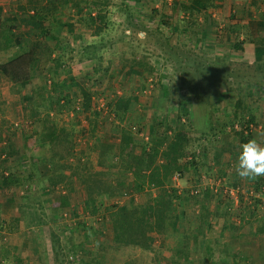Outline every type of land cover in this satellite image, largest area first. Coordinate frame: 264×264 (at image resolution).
Instances as JSON below:
<instances>
[{"label": "rangeland", "instance_id": "374dc122", "mask_svg": "<svg viewBox=\"0 0 264 264\" xmlns=\"http://www.w3.org/2000/svg\"><path fill=\"white\" fill-rule=\"evenodd\" d=\"M21 1L0 0V6L4 13L7 10L17 13L16 5ZM106 1L105 17L107 26H105L99 36L94 38L87 34L89 30L80 21L87 14L85 4L77 2L71 6H66L64 2L60 1L62 4L59 3V14L52 21L60 22L62 20V22L64 21L65 29L69 27L68 29L71 30H66L67 32L61 34V37L69 43V50L64 48L58 53L64 63V65L61 64V67L59 66V69L55 67V69H52L53 67L46 57L43 56L39 59L38 74L44 72L49 76L45 84L46 90L50 91L53 88V82L61 84L58 90L61 88L68 90L69 88L62 86L64 85L62 80L66 75H69L68 73H73L75 83L93 89L95 99L97 98L95 100L96 106L99 104V99L105 103L107 100H116L120 93L133 95L134 101L130 105L128 120L136 128H139L142 134H139V130L135 133L132 132V140L126 142V144H130L136 153L148 141L145 138V134L149 136V125L151 120H154L153 116L156 113H161L162 109L165 116L169 114L172 116L176 111L175 104L178 95L185 96L189 101V106L188 108L182 106L183 109L187 108L188 112L184 116L185 132L183 141L190 147L188 148L189 150L191 147L192 149L198 148L203 153L202 156L200 155V162L203 163L198 167V174L196 175H198V179L200 178L199 175L202 174L217 179L220 176L218 173L220 167L208 164L212 160L211 158L207 159V157L216 153V148H220L219 145L225 143L237 144L239 141L238 134L235 133L231 125L241 121L242 111L239 112V109L242 106L238 100L230 97L231 93H234L236 88H241L239 92L243 89L244 92L249 94L256 93L258 98L261 97L260 102L257 103L260 104L261 109H264V83L260 81L261 73H264V67L258 69L259 67L255 62V67L252 66L253 64L246 65L244 60H242L244 56L241 58L238 50H232V43L235 42L233 35L226 38L217 36L221 33L220 27L225 25L228 16L233 14L242 23L241 32L243 33L237 38L238 41L242 42V45L245 44V47L254 46L257 63L264 62V27H256L259 22L258 19L264 13V0H212L214 6L208 7L207 10L209 11L205 14L201 11L200 13L202 14L196 11L192 15L198 21L197 25L185 22L181 6L197 0ZM200 1V3L202 1L204 3V0ZM87 4H89V0H87ZM152 9L155 11L153 12ZM19 21L24 27L31 26V24L27 23L26 17H20ZM54 27L52 32L59 34L60 26L54 25ZM28 29L30 30V27ZM203 30L204 34L202 36L199 35ZM260 39L261 42L259 41ZM252 43L253 46L251 45ZM51 47L54 52H50L49 55L53 57L51 54H56L55 49L57 48L54 44H51ZM16 49L15 47L10 48L8 52L1 53L0 60L16 51ZM20 49L21 53L26 51L23 46ZM87 56H91V58H87ZM141 60L155 65L152 76H149L145 69L135 64V61L137 63V61ZM204 60L210 61V68H201L199 66V63H203L202 61ZM233 69L237 72L235 80H233V76H229V73L234 71ZM228 77L230 78L228 79ZM242 77L244 79H247L245 77L252 78L245 81L248 82L245 84V82L240 83L241 80L239 79ZM28 82L23 87V90L31 89L35 93V89L42 84V75ZM207 85H210L209 89H207ZM226 89L233 92H229ZM14 90H6L0 86V91H3V93L1 92L3 98H0V122L5 121L3 125L7 126L6 128L10 135L11 131L13 132L16 129L13 128V125H19L20 123L21 127L23 125L22 122L18 123L15 120L10 122L11 119L16 118H11L9 113L6 112L9 107H15L18 102H22ZM73 90L77 93L75 88ZM34 93L31 96L32 102H25L24 109L27 116H29H26V118L30 121V123L29 121L25 122V125H28L27 128L33 124V118L28 109L32 107L31 104H34V100H36V104L40 103L38 107L43 109L40 98L36 97ZM203 93L207 94V99H200V97L204 96ZM220 94L224 97L219 98ZM76 96L78 100L73 109L64 108V111L55 113L52 117L43 114L41 116L43 124L41 125L40 123L42 126L40 133L44 139L47 131L54 133L53 136L55 134L65 136L66 134V137H69L68 139H71L70 141H73L78 146L69 161L67 160L70 155L69 147L61 146L56 140L52 148L53 157L57 158L56 161L59 159L65 160L70 165L68 173L73 178H76L81 173L92 174L93 171L87 169V163L95 161V154L92 150L93 142L104 140L116 147V144L120 142V124H122L119 119L113 116L109 107H107L109 113H104L103 109L101 110L99 107V114L92 116L90 119L93 137L86 136L87 128L81 126V124H85L83 120L85 121L86 117H83V112L79 110V95L76 94ZM225 97H230V99ZM197 101L207 104L206 107L209 110L207 115H194L193 104L195 105ZM195 108L196 111L200 110L197 106ZM233 109H237L238 113L235 114ZM31 111H33L32 114L34 115V110L31 109ZM40 111L42 112V110ZM207 120L209 121V127L206 132H203L200 126L203 127L202 122ZM219 120H221V123H219ZM61 129H63V132ZM201 132L204 136L200 140L197 137ZM49 137L47 136L46 139ZM14 142L15 140H12L11 143L9 142V149L14 147ZM81 156L84 157V161H80ZM111 173H116V171L112 169ZM184 175L183 187L192 184L193 179L196 178V175L190 172H186ZM1 176L4 177H0V188H4L5 192L3 189L0 190V195L8 193L9 187L6 186L5 181H13V177H8L3 173ZM128 176L126 175L125 179H129ZM101 177L105 178L108 185H110L109 194L120 192L115 189L116 187L112 184V181L108 180L110 175L104 174ZM220 180V184L221 182H226L221 177ZM179 181L181 182V180ZM229 182L232 183L231 180ZM58 183L63 184L62 182ZM71 183L66 188L72 192L71 197L70 195L68 196V206L71 208L77 206L78 208V205L82 206L84 203L81 200L76 184ZM175 183L176 181H173V186ZM203 185L207 187L208 184ZM261 186L259 185L255 189L260 190ZM145 188L146 190L151 188V191L147 190L151 193L155 191L152 184L151 186L146 185ZM37 193L39 192L37 191ZM140 193L142 195H139V193L135 194V201L137 202L146 198L145 190ZM200 195H182L180 200L175 201L179 205L175 207L174 216L178 217L182 214L183 221H185L187 226V232H194L193 236L189 235L190 240H188L186 245L188 256L186 264H264V232L258 233L255 231V228L261 225L260 223H263L261 221L264 219V213L256 212L253 215L254 217H249V210L246 209L250 204L255 206L257 202L252 199L249 202L250 204L243 202L237 204V209H233L228 198L216 197L215 205L210 199L209 208L211 210L215 209L214 211L221 208L223 216H217V213L214 212L215 217L213 214L210 215L212 227H205L203 216L199 213V210H202L200 207L203 200ZM35 198L40 199V196ZM25 200L29 201V198H25ZM111 201L112 199L109 197L104 199V202H106L105 208L102 207L99 210L102 215L105 213L106 207L112 203ZM178 206H180V209ZM239 206H243V208L238 210ZM226 208L228 210L226 212L223 211ZM196 209H198V212ZM181 210L182 212H180ZM262 212H264L263 208ZM56 213L55 211L51 213V217H54ZM30 214L32 213H29V211L24 212L21 227H18V224L15 225L13 222L6 225L0 222V264H31V262L32 264L33 262H35L34 264H182L177 262L174 250L168 246L165 247L162 238L154 233H151L150 250L129 247L122 250L106 249L104 252L100 251L99 246L107 245L109 239L101 237L98 233H101L100 231L104 229L110 235L109 224L107 220L104 223L96 224L93 218L88 217L84 210L74 213L73 217L72 215L67 217L66 222L62 221L64 225L65 223L67 225L68 222L71 224L69 229L66 225L64 228H57L59 231L63 230L64 234L60 232L62 240H58V242L64 249L61 247L62 253L58 256L56 263H54L51 251L47 250L49 249L47 230L45 232L35 231V228H33L34 218L32 221L31 217L33 215ZM218 214H220L219 211ZM223 218H227V220L233 218L234 221L238 220L241 225H244L242 228V239L244 242L239 245L241 248L239 251L240 256H237L239 259L235 263L231 260V256L238 254V252L235 253L236 251L234 252L233 249L229 250V248H234L236 245L233 243L226 245L225 242L219 241L217 237V234L223 236V234L219 233L217 225ZM249 219L252 221L250 222L251 225L244 222H249ZM78 221L80 222L78 223ZM81 222L82 224L86 223V228L80 227ZM255 222L258 224L254 227ZM78 225L79 227L77 228ZM234 226L233 232L239 230L236 225ZM96 228L100 231L96 232ZM77 241H82V244L79 246L77 254L70 258L68 256L69 253L66 255L65 248L71 244H76ZM45 249L48 257L46 256L41 262L32 260L35 253L42 254Z\"/></svg>", "mask_w": 264, "mask_h": 264}, {"label": "trees", "instance_id": "16d2710c", "mask_svg": "<svg viewBox=\"0 0 264 264\" xmlns=\"http://www.w3.org/2000/svg\"><path fill=\"white\" fill-rule=\"evenodd\" d=\"M60 1L64 2L66 6H71L77 2L85 4L87 14L85 18L79 20L82 21L84 27L89 30L90 36H99L102 30L105 29V26H107L105 17L106 0L100 2L98 0H89V4H87V0H22L16 5L17 13L8 10L4 13L0 6V54L8 52L10 48H17L16 51L0 60V75L9 79L15 87V91L18 93L21 92V88L29 83L28 81L42 75V84L35 89L34 95L38 98H40L41 95H45L49 100L50 109L53 114L62 112L64 108L73 109L78 100L76 94L79 95V110L83 112L87 121L86 127L88 132L86 136L92 138L93 131L91 130L90 119L92 116L98 115V112H100L99 107L96 106L95 100L97 98L95 99L94 92L92 91L93 89L75 83V78L68 73L69 75H66L62 80L64 83L62 86H66L69 88L68 90H63V88L58 90L61 84L59 85L58 82L52 81L53 88L50 91H47L45 84L49 76L44 72L38 74V61L43 56L50 61L53 67L52 69H59L61 64L64 65L61 60L62 57H60L58 53L60 50L68 48L69 43L61 37V34L70 29H68L69 27L65 29L63 24L64 21L62 22V20L60 22L52 21L54 17L59 14V3L62 4ZM200 2V0H197L188 5H181L185 22L188 24H198V21L192 16L196 11L200 12L202 10L205 14L209 11L207 10L208 7L214 6L212 0H204V3L203 1L202 3ZM152 11L154 12L155 10L152 9ZM20 17H26L27 23L31 24V26L24 27L21 25V22L19 21ZM240 21L241 20L236 19L233 14H230L227 18V23L220 27L221 33L217 37L226 38L233 35L235 42L232 43V50L242 52L244 51V47L241 44L242 42L237 39L242 33V23H240ZM54 25L60 26L59 34L52 32V29L55 28ZM260 26L264 27V23L262 24L259 21L256 27ZM29 27L30 30L28 29ZM259 41L261 42V39ZM51 44H54L57 48L55 49L56 54H51L53 57H50L49 55L50 52H54ZM21 46L25 47V52L21 53ZM253 51L254 58L256 59V50L254 49ZM87 58H91V56H87ZM135 64H137L138 67L145 69L149 76H152L154 73L155 65L148 63V61L141 60L137 61V63L135 61ZM256 65L259 67L258 69H261L260 67H264V62L256 63ZM230 75L233 76V80H235V77H237L236 70L230 72L229 76ZM229 78L230 77H228V79ZM243 80L245 79L243 78ZM260 81L264 83V73H261ZM247 83L248 82H245V84ZM210 85H207V89H209ZM73 88L77 90V93ZM192 89L194 90V88ZM240 89L241 88H236L235 92L240 91ZM226 90L229 92L231 91L228 89ZM242 91L243 89L241 92ZM207 92L209 93V91ZM203 95L205 96L200 97V99H203L204 97L205 99L208 98L207 94L203 93ZM133 99L134 96L129 95V93H120L116 100L105 101V106L109 107L113 116L119 119L124 125L120 124V142L116 144V147L104 140L93 142L92 150L95 154V161H89L87 163V169L92 170V174L81 173L76 178H73L68 173L70 165L65 162V160L52 161L51 163H48L49 165H41L42 171L45 168L50 171V176L48 178L46 177L47 179L44 181L43 188L52 187V185L58 182H62L66 188L72 184L71 182L76 184V187L79 190V195H81V200L84 203L82 206L78 205L77 212L84 210L88 217H91V219L93 218L96 224L104 223L105 220H107L109 224L110 235H108L104 229L100 231L96 228V232H101L98 233L101 237L109 239L107 245L99 246L100 251L104 252L106 249L122 250L123 248L129 247L150 250L151 233H154L162 238L165 247L168 246L174 250L177 262L186 264L188 259L186 245L188 240H190V236H193L192 234L194 232H187V226L185 225V221H183L184 218H182V214L178 217L174 216L175 207L177 206L175 201L180 200L183 194L177 192L178 188L173 186V180L171 177L172 175H176V179L183 182L185 176L184 173L190 172L193 175H196L198 174V167L202 164L200 162V157L203 153L200 152V149H192L191 147L189 150L188 148L190 147H188L187 143L183 141L185 132L184 116L188 114L187 108L189 106V101L185 96L178 95L175 104V114L172 116H170L171 114L165 116L163 109L161 113H156L153 116L154 120H151L149 125V136L143 133L148 141H144L146 145L136 153L133 151L130 144H126V142L132 140L131 133H135L139 130V128H136L134 124H131V121L128 120L129 109L132 101H134ZM23 102L27 101L23 100ZM182 106H186L187 108L183 109ZM8 112L11 117H14L17 113L19 114L18 108L13 107H9ZM218 112H220V110H218ZM252 119L253 117H247L243 124L237 121V123L235 122L231 125L234 128L235 133L238 134L239 141L245 142L247 139L246 137H248V133L242 132V130H247V123L252 122ZM4 122L5 121H1V125ZM62 130L63 129H61V131ZM139 134H142L140 130ZM202 134L203 133L201 132L197 138L201 140L202 136H204V134ZM66 136V134L65 136L55 134L50 141L51 145H55L56 140L61 146H65V148L74 145V143L70 141L71 139H68L69 137ZM1 153L2 146H0V155ZM80 161H84V157L81 156ZM2 164L3 162L0 159V177L2 175ZM61 166L65 171H62L63 173L58 171V168ZM112 169H114L116 173H111ZM104 174H108V176L110 175L108 180L112 181V184L116 187H114L115 189L129 195L131 198L128 201V204H109L106 207L105 213L102 215L99 210L102 207L105 208L104 205L106 202H104V199L110 189L107 180L101 177ZM126 175H129V179H125ZM197 176L198 175H196V178L194 176L195 179H193V187L195 188L190 189H196L197 192L187 195L192 196L201 194L202 201H209L207 197V190L209 189H205L202 184L197 185V182H199L197 181L199 180ZM200 179L203 181L202 178ZM218 181L220 182L221 180L218 179ZM8 182L9 181L6 180L5 184L7 185ZM236 183L232 184V186L241 189L242 185H240V183L238 184V181H236ZM151 184L155 188L153 193L150 192L152 190L151 188L147 189L150 191L145 189L146 185L151 186ZM259 185H262L261 187H263L264 180L262 182L260 181V183L255 182V184L250 188L247 187L245 190L247 193L251 191L248 196H245H247L250 201L253 199L257 202L255 205L260 204L258 197L253 196V192L258 191L256 189ZM144 190L146 191V198L141 200V202L135 201V194H140V192H143ZM183 191L188 193L187 189H182L181 192ZM222 196L230 199V195L226 190ZM66 203V200H60L55 207L58 210L56 211V215L48 219L45 215H40L37 212L30 214L33 215V217H31L32 221L34 218L36 224L42 225L40 228L42 232L47 230V238L49 241V249L47 250L51 251L54 263H56L59 258L58 256L62 253L61 247L63 248L58 242V240H62L60 238V232L63 233V230L59 231L57 228H64L66 223L64 225L62 221L66 222L67 217L74 215V211H69L70 209L68 211L65 210ZM209 210L210 209L208 208H202L200 212L203 218H205V223H207L208 226L210 225V222L206 221L210 215ZM254 212L255 206L249 211V217H252ZM250 219L249 222H244L251 225L250 222L252 221ZM224 221L227 223V220ZM46 222L47 225L45 226ZM79 222L80 221H78V223ZM83 224L81 222L80 227L84 229L87 225H85L86 223ZM96 224L95 226H97ZM70 225L71 224L68 222L66 225L68 226V229L70 228ZM255 231L258 233L264 232V223L256 227ZM222 232L224 231L220 230L221 234H223ZM224 233H227L226 229ZM81 242L82 241H77L74 245L71 244L66 246V255L69 253L68 256L70 258L74 257L79 251L78 249L82 244ZM47 255L45 249V252L42 253L41 257L38 256V254H35V257L38 256V261L41 262ZM231 260L235 263L238 259L235 256H231Z\"/></svg>", "mask_w": 264, "mask_h": 264}, {"label": "crops", "instance_id": "0c3cea01", "mask_svg": "<svg viewBox=\"0 0 264 264\" xmlns=\"http://www.w3.org/2000/svg\"><path fill=\"white\" fill-rule=\"evenodd\" d=\"M201 12H204V11L201 10ZM261 16L262 17H260L258 20L263 23L264 22V13ZM87 34H89V31ZM203 34H204V30L201 31L199 35L202 36ZM91 37L94 38L96 36H91ZM251 45L253 46V44H251ZM243 47H244V51L239 52L241 58L244 56V58H242V60H244L246 65L253 64L252 66L254 67V65H255L254 62L257 63V61H258L257 59L254 58V54H253L254 53V51H253L254 46L253 47H245V44H243ZM248 54H250V55H248ZM202 62L203 63H199V66L201 68H210L209 67L210 61L204 60ZM70 74L73 76V73H70ZM243 78L244 77L239 79V80H241L240 83H244L246 80H248L249 78H252V77H245V78H247L245 80H243ZM0 86L5 88L6 90L15 89V87L12 85V82L3 75H0ZM1 92L3 93V91H0V98H3ZM15 93L20 97V100L22 99V102H18V104L15 105V107H13V108H18L20 115L17 113L14 116L16 119L10 120V118H8V120H10V122H13L14 120L17 121L18 123L22 122V124H23L22 127H21V123L19 125L16 123L17 125H13V128H16V129L15 130L12 129L13 132L11 131V135H10L7 128H6L7 126H5L3 124L1 125V122H0V146H2V153L0 155V159L3 162V164H2L3 168H2L1 172L3 174L6 173L5 175H7L8 177H13L12 178L13 181H9L8 184L6 185L7 187H9L8 193H2L0 195V222H1V224L6 225L9 223L11 224L13 222V223H15V225L18 224V227H21L22 215L24 214L25 211H29V213H36L37 212L40 215L41 214L45 215L47 217V219L51 218V215H52L51 213H53L54 211L55 212L58 211L57 208H55L56 204H58L59 201L62 199L66 200V202H67L65 204V210L67 209L66 211H68L70 209L69 211H74V213H76L77 209H78L77 206H74V208H71L68 206L69 205L68 196L70 195V197H71L72 192L67 190L63 184L55 183L54 185H52V187L43 188L44 187L43 186L44 181L50 176L49 175L50 171L47 168H45L42 171L41 165L48 164V163H51L52 161L57 160V158L53 157V153H52L53 146L50 143L54 133H51V132L49 133L47 131L45 133V135H46L45 139L43 137H41V133H40L41 127H42L41 125L43 124V121L41 122V116L43 114H45L47 116L49 115L50 117L53 116V112L50 109L48 98L45 97V95H42V97H40V102H42L41 106L43 105V109H40L38 107V106H40V103L36 104L35 103L36 100H34L35 101L34 104H31L32 107L29 108L28 110H29V113H31V115H32L33 124L29 128H27L28 125L26 126L25 122H28L29 120L26 118L27 113L25 112V109H24L26 103L23 102V100L27 101V102L28 101L32 102L31 96L34 93V91L31 89L25 91V90H23V88H21V92L18 93L15 91ZM222 97H224V96H222L220 94L219 98H222ZM230 97H234L235 100H238V102L242 106V108L239 109V112L242 111L240 123L243 124L246 121L247 117H249V118L253 117V119H252L253 121L247 123V127H248L247 130H245V129L242 130V132L248 133V137H246L247 139L245 140V142L250 138H256L258 141L264 142V117H263L264 116V114H263L264 109H261L260 104L257 103V102H260L261 97L258 98V95L256 93L249 94L248 92H244V91L243 92L237 91V92L231 93ZM230 97H225V98L230 99ZM203 99H205V97ZM206 105L207 104L199 103L198 101L195 105L193 104L194 115H199V114L200 115H207L209 110L206 107ZM195 106H197L200 110L196 111ZM31 109L34 110V112H35L34 115L32 114L33 111H31ZM39 109L42 110V112ZM233 111L235 112V114L238 113L237 109H233ZM6 112H8V110ZM78 112H79V110H78ZM221 112H222V110H221ZM14 117H11V118H14ZM27 117H29V116H27ZM1 118H3V117H1ZM216 122H218V121H216ZM29 123H30V121H29ZM40 123H41V125H40ZM83 123H85V124L84 125L81 124V126H84L85 128H87L86 127L87 121L83 120ZM202 123H203V127L200 126V128L206 132V129L209 127V125H208L209 121L208 120L203 121ZM219 123H221V120H219ZM53 132H54V130H53ZM47 136H50V137L48 139H46ZM12 140L13 141L15 140L14 147H12V149H9L8 144H9V142L11 143ZM240 143H242V142L238 141L237 144L225 143V144L219 145L220 148H216V151L218 153L216 152L212 156L209 155L207 157V159L211 158V160H212L208 164H212V165H216L217 167H220L219 172H218L220 174V176L217 179H214L211 176H206V175L202 174V175H200V178H202L203 181H201V179L199 178V182H197V185L208 184L207 187H204L205 185H203V187L205 189H209V190H207V197L209 200L210 199L212 200L211 202H213L214 205L216 204L215 203L216 197L222 198L223 197L222 194L224 193V191L226 189H230L231 187H233L232 184L236 183V181H238V184L240 183V185H242V188L237 193H233V194L229 193L230 203L232 205V208L237 209V204H241L243 202H247L248 204H250L249 203L250 199L247 197L249 193L245 192V190L247 189L245 187H251L253 184H255V182L260 183V181L262 182L264 180V176H261V177H258L254 182H246L244 180H241L236 175L233 165L235 163V159H236V155H237ZM69 147H70V149H69L70 155H69V157L66 156V157H68L67 158L68 161L71 160V156L74 155V152L78 149V146L76 144L69 146ZM201 163H203V162H201ZM205 163H207V162H205ZM58 171L65 172L64 168L62 166L58 168ZM1 177H4V176H1ZM17 177H19V178L16 179ZM220 177L223 178V180H225L226 182H224V183L221 182V184H220V182L218 181V179H220ZM171 178L173 181H176L174 186L176 188H178L177 192L183 193L184 196H188L187 194H190L189 190L192 188H195V187H193V183L183 187L182 181L180 182L178 179L174 180L175 179L174 175H172ZM230 180L232 181V183L229 182ZM221 186L224 189H222ZM217 187H219V188H217ZM2 189L4 191V188H0V190H2ZM182 189L183 190L187 189L188 193L185 191L181 192ZM27 190H28V192H27ZM37 191L39 193H37ZM139 195H142V193H140ZM245 195H247V196H245ZM36 196H40V199L35 198ZM52 196H54V197H52ZM107 197L112 199L111 204H114V203H117V204L127 203L128 204V201L131 198L129 195L124 194L123 192H119V193H113L112 192L111 194L107 193L106 198ZM25 198H29V201H26ZM135 199H136V196L134 197V200ZM243 200H245V201H243ZM30 201H31V203H30ZM139 202H141V199L139 200ZM203 202L204 201L201 202L202 206L200 208L210 209L209 208L210 202L208 200H205L204 204H203ZM175 203L177 204L178 202H175ZM177 205H179V204H177ZM75 208H76V210H75ZM178 208L180 209V206H178ZM239 208L241 209V208H243V206H239L238 210H239ZM252 208H253V206H252V204H250L249 206H247L246 209L251 211ZM262 208H263V206L261 204L255 205V212L254 213H256V212H261V214L264 213V212H262ZM210 210H209V214L210 215L213 214L214 217H215L214 212L217 213V216H220V215L223 216V214H222L223 212L221 213V208L218 209L217 211H214L215 209H213L210 212ZM226 210H228V208L224 209L223 211L226 212ZM196 211L198 212V209H196ZM218 211L220 214H218ZM200 212H201V209L199 210V213ZM210 215L206 221V222L209 221L210 225L208 226V224L204 222L205 225L207 224L206 227L207 226L212 227ZM72 217H73V215H72ZM76 218L78 219V217H76ZM202 219L205 221V218L202 217ZM224 220H227V218L221 219L219 224H217L218 230L220 233V230L225 232V229H226L227 233L225 234L223 232V236L217 234V237H218L219 241L221 240V242H225L226 245H228V244L230 245L231 243L235 244L236 247H234V248L230 247L229 250L233 249L234 252L236 251L235 253L238 252V254H233V255L237 259H239L237 257V256H240L239 251L241 250V248L239 247V245L242 242H244V240L242 239V237H243L242 236V228L244 227V225H241L238 220L234 221L233 218H230L229 220H227V223H225ZM261 222L264 223V219ZM33 223H34L33 228H35V231L38 230L40 232L41 231L40 228L42 225L36 224L35 222H33ZM258 223H259V221H258ZM258 223L255 222L254 227L257 226ZM260 224H262V223H260ZM46 225H47V222H46L45 226ZM234 225H236V227H238L239 230H235V232H233L232 229H233ZM17 235H18V233H17ZM12 245H14V244H12ZM35 254H34V257L32 258V260L38 261V256L41 257L42 254H38L37 257H35ZM231 254H232V252H231ZM34 263L35 262H33V264ZM31 264H32V262H31Z\"/></svg>", "mask_w": 264, "mask_h": 264}, {"label": "clouds", "instance_id": "9594fccd", "mask_svg": "<svg viewBox=\"0 0 264 264\" xmlns=\"http://www.w3.org/2000/svg\"><path fill=\"white\" fill-rule=\"evenodd\" d=\"M233 167L236 175L246 182L264 176V142L250 138L240 143Z\"/></svg>", "mask_w": 264, "mask_h": 264}, {"label": "built area", "instance_id": "2783aa9c", "mask_svg": "<svg viewBox=\"0 0 264 264\" xmlns=\"http://www.w3.org/2000/svg\"><path fill=\"white\" fill-rule=\"evenodd\" d=\"M99 104L97 107H100L103 109V112L105 113H109V111L107 110V107L105 106V103L101 101V99L98 100ZM6 174V173H4ZM174 178H176V175H174ZM226 191L230 194H233V193H237L240 191V189L238 187H231L230 189H226ZM197 190L196 189H193V190H190L189 193L190 194H194L196 193ZM248 193H251V191H249ZM253 196L254 197H258L259 201H260V204L263 206L264 208V186L256 191V192H253Z\"/></svg>", "mask_w": 264, "mask_h": 264}]
</instances>
